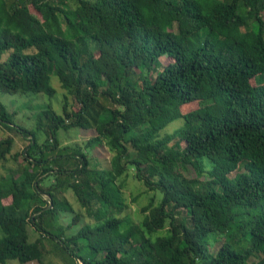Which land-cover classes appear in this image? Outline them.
<instances>
[{
    "label": "trees",
    "instance_id": "obj_1",
    "mask_svg": "<svg viewBox=\"0 0 264 264\" xmlns=\"http://www.w3.org/2000/svg\"><path fill=\"white\" fill-rule=\"evenodd\" d=\"M52 76L75 104L39 113L42 144L0 101L27 138L14 153L0 138V163L23 161L0 176L1 264H44L45 237L80 242L82 264H264V0H0V91L52 96ZM60 128L94 135L48 154ZM129 178L150 193L136 220L122 214ZM56 211L75 233L49 231Z\"/></svg>",
    "mask_w": 264,
    "mask_h": 264
},
{
    "label": "rangeland",
    "instance_id": "obj_2",
    "mask_svg": "<svg viewBox=\"0 0 264 264\" xmlns=\"http://www.w3.org/2000/svg\"><path fill=\"white\" fill-rule=\"evenodd\" d=\"M161 63L166 62L165 56L161 55L159 58ZM51 85L55 88V93L52 96H48L45 93H8L5 91H0V101L5 105L6 109L10 112H14L12 116V121L14 124L20 125L28 130L34 132V135L39 143L45 139V135L42 131V128L45 127V120L41 121L40 114L44 108L49 106L57 113H61V106L63 102L64 94L67 96L69 104H75L73 98L70 94H67L66 91L60 86V83L56 76H52L50 80ZM194 103L189 105V108L193 107ZM40 113V114H39ZM13 124V125H14ZM183 120L177 118L171 121L163 130L162 134L165 132L171 133L177 128L182 126ZM5 135H11L14 138V145L12 153L16 151L23 150L27 144V138L23 137L16 130H11L5 127L0 122V138ZM94 135L93 129H82V128H70L58 130V139L59 145L53 151H48V154H56L62 150L63 146H72L76 144H84L88 138ZM92 160L99 163V166L105 167L109 165V158L111 152L107 146H97L92 151ZM23 166L22 157L14 159L11 155L4 162L0 163V176H8L13 174L17 176ZM71 166V165H70ZM190 175H193L192 170H190ZM234 173H231L233 175ZM128 207L125 208L122 214H129L133 219L140 217L139 209L140 207L147 202L149 192H144L143 187L135 181L133 178L127 180V184L123 189ZM140 192V195H138ZM134 196H137L136 200L133 201ZM64 197L71 204L75 211L80 210V205L78 204L76 197L70 190L63 191L59 193L58 198ZM47 198V197H46ZM72 213L70 211H56L54 214L53 225L49 228V231L52 233H64L65 236H70L75 233L82 223L81 221L75 222L70 227L67 225L71 222ZM59 226H62L61 229ZM59 227V228H58ZM29 240H35L40 233L37 232L31 223L28 222L27 225ZM2 236V231L0 230V237ZM42 244V245H41ZM41 244H39L43 252V263L44 264H82L70 253L77 255L84 254L89 249L80 248V242L72 247L65 249L61 244H58L56 241L49 240L45 237L42 239ZM1 264V263H0ZM6 264H21L16 259L7 260ZM23 264H40L38 260L28 261Z\"/></svg>",
    "mask_w": 264,
    "mask_h": 264
},
{
    "label": "water",
    "instance_id": "obj_3",
    "mask_svg": "<svg viewBox=\"0 0 264 264\" xmlns=\"http://www.w3.org/2000/svg\"><path fill=\"white\" fill-rule=\"evenodd\" d=\"M51 207H52V199L51 198H48V205L45 206V207H43L40 211L45 210L47 208H51Z\"/></svg>",
    "mask_w": 264,
    "mask_h": 264
}]
</instances>
